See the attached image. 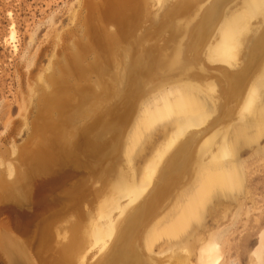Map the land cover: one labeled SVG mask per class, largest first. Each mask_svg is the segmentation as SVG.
Returning a JSON list of instances; mask_svg holds the SVG:
<instances>
[{
	"label": "bare ground",
	"instance_id": "bare-ground-1",
	"mask_svg": "<svg viewBox=\"0 0 264 264\" xmlns=\"http://www.w3.org/2000/svg\"><path fill=\"white\" fill-rule=\"evenodd\" d=\"M203 1L177 0L152 34L137 37L152 23L148 0H84L87 42L47 76L52 91L42 94L32 141L19 152L25 168L11 183L0 179V264H157L148 252L164 254L170 241L181 251L188 236L194 264H221L226 230L199 223L214 188L244 196L242 145L264 137V0H213L200 10ZM87 53L94 56L83 63ZM215 64L223 69L211 70ZM121 65L113 84H87L88 75ZM88 100L91 115L71 129ZM177 101L186 104L172 120L148 119V152L166 138L144 168L131 167L136 154V162L147 159L141 144L133 147L135 121L123 145L132 114L141 104L149 115ZM254 252V264H264V232Z\"/></svg>",
	"mask_w": 264,
	"mask_h": 264
},
{
	"label": "rangeland",
	"instance_id": "rangeland-1",
	"mask_svg": "<svg viewBox=\"0 0 264 264\" xmlns=\"http://www.w3.org/2000/svg\"><path fill=\"white\" fill-rule=\"evenodd\" d=\"M176 1L177 0H148V4H150L149 12L151 13V16H153L151 17L152 23L149 24L153 25H146V28L148 29L138 31L137 37L148 33L152 34L154 29L157 28L156 26H158V24L160 25L165 20L162 15L163 12ZM211 1L213 0L203 1V4L201 5L204 6L202 7L200 5L198 9L201 7L202 8L200 10L204 9V7ZM226 2L228 4L229 0H226ZM230 2L234 1L230 0ZM234 9L238 8H233L231 11H235ZM236 12H238V10ZM85 13L86 8L84 0H0V179H4L7 183L13 182L16 179L18 172L24 170L25 168L19 162L20 153L22 148H25V146L32 141L33 125L40 112L39 101L42 94H48V90H50V92L52 91L51 88H48L51 86L49 85L48 77L52 76L53 72L55 74L56 72L58 73L61 67L66 64L64 61V59L66 60V56H68L65 54L66 51L67 54L71 52V54H75V51L77 52L75 47L78 46V44H81L82 46L87 42V37L84 33L85 29L82 25L83 23H81ZM199 13H197V15ZM160 17L163 18V21L162 18L160 20ZM154 19L155 22L153 21ZM12 23L15 30V40L13 42L10 40L6 41L9 38V27ZM262 23L263 21L258 22V24L261 25ZM106 26L108 27L107 30L110 28V32L114 30V27L111 24ZM152 26H155V28H152ZM213 29L215 30L216 28ZM214 33L212 34V37L217 36ZM69 48L71 50H74L75 48L76 50L71 51ZM93 56L94 55L92 54H89L88 56L87 53V59H85L83 63L91 61ZM238 63L240 64V61ZM57 65L62 66L57 68ZM217 66L218 68L221 67L216 64L209 67L211 70H216ZM116 67L118 68V66ZM116 67H113V69L109 71L110 74L106 76H98L100 79H97V75L90 74L92 79L90 78V75H88L90 83L87 82L86 77L88 76H85L87 84H89V86H93L92 88L96 91L99 89L97 86L99 81L103 78H105L108 83L113 84V82H111L112 80H110V75L114 73L116 75V73L118 74L122 70V65L119 66V69ZM238 67L239 66L237 64L236 67L230 70L236 73V71L239 70ZM221 69L223 68L221 67ZM95 79L97 82L94 81ZM105 79H103V81ZM44 82H48L46 83L48 87H46L47 85ZM84 82L85 81H83V84ZM95 84H97L96 87ZM117 88H119V86H117ZM146 99H148V96L143 98L142 101H139V103H143ZM115 100L116 99L113 98L112 100H109L110 102H108L110 105H113V108L114 105L115 107L117 105ZM91 102V100H88L85 108L82 110L84 113V117L82 115L83 119L81 116L76 117L75 115L69 125L70 128L80 129L83 125H85L83 123H86L87 120L84 121V119H88V116L91 115V112L88 110V106ZM177 103L180 104L175 107L170 105L164 106L160 111H157L154 114L149 113V115L148 112L146 113L144 110L143 112L140 111L141 113L139 112L140 109H146L145 106L143 107V104H141V106L138 107L139 110L136 111V114L139 113V115H135V112L132 114V121L128 120V124L125 126L126 130L124 129L122 135L131 129L130 126L134 121L135 124L138 123V133L135 136L137 137V140L135 139L133 147H137L141 144L138 151H140V149L144 150L142 151V154L144 153L143 155H145V158L147 159L145 161L146 163H144V161L136 162L138 160L137 156H140L136 154V163L133 161V163L130 164L131 167L139 165L138 167L144 168V164L146 166L148 161L155 155L156 150L154 148L157 149V146L160 145L159 142L161 143V140H165L166 138V135H164L165 137L163 136V139L160 137L157 143H153L157 144L155 145L156 147L148 152V147H146L148 145L147 142L151 141L148 140V119L150 121H157L156 123H164L166 118H170L172 120L175 114L179 112V109H181V105L186 104L184 101H177ZM91 104H93V102ZM108 106L106 109L111 111L110 108L112 106ZM77 108L80 110L79 107ZM88 111L90 113H88ZM139 116H141L140 121H138ZM134 117H137V122L136 120H133L135 119ZM32 120L34 121L32 122ZM232 120H234V124L237 119ZM232 120L230 122H232ZM169 126L171 127V125ZM135 129L136 128L132 130ZM172 131L173 130L170 132ZM108 136L109 133H107L106 137ZM123 138V145H126L125 143L128 141L127 135H124ZM145 142L146 144H144ZM259 149H261V154L257 153ZM242 150H244L245 153L239 156V159L242 160L244 167L243 172L245 174V179L242 181L245 189L244 196L241 198V196L236 197V194H231V197H225L224 195L218 194L219 191L216 193V188H214V193L212 192L213 199L207 203V206L203 207L202 211H204L202 221L199 223V226L201 225L202 228L205 229L209 228L212 232L226 230L224 236L228 243L225 242V245L223 246L224 251L222 250V254H224V257L221 264H254L257 261V254L254 251L259 245L260 237L264 232V154H262L264 152V137H262L257 144L255 143V145L253 144L252 146H248L247 143L242 145ZM152 151L154 154L151 153ZM139 153H141V151ZM9 167H11L12 170ZM210 209L213 212H211ZM224 214L227 216H224ZM1 219L2 218L0 217V221ZM234 220L235 223H233ZM188 237L186 239L188 242L186 241L187 244L183 245V249H181V251L177 249L180 247H175L177 250L174 247L172 248V245L174 244L173 241H170V243H168L170 249L165 251L164 254H161L163 253L161 252L163 247L161 249L159 248L160 250L156 247L157 249H153V253L151 251L150 253L148 252V255L150 258L157 260V264H177L176 262H178V260L173 257H175V255H177L176 253H178V256L180 257V263L178 264H194L193 257L191 255H186L187 249L184 248L185 245L188 246V244L191 243V238ZM164 256L168 257V260L165 259ZM97 258L98 257L95 259ZM3 260H5L4 257Z\"/></svg>",
	"mask_w": 264,
	"mask_h": 264
}]
</instances>
